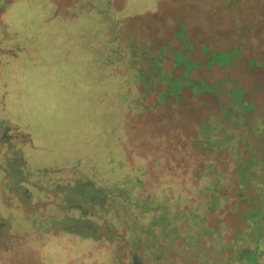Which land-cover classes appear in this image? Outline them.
<instances>
[{
  "label": "rangeland",
  "instance_id": "obj_1",
  "mask_svg": "<svg viewBox=\"0 0 264 264\" xmlns=\"http://www.w3.org/2000/svg\"><path fill=\"white\" fill-rule=\"evenodd\" d=\"M144 171L208 232L99 236L76 181ZM0 261L264 264V0H0Z\"/></svg>",
  "mask_w": 264,
  "mask_h": 264
},
{
  "label": "trees",
  "instance_id": "obj_2",
  "mask_svg": "<svg viewBox=\"0 0 264 264\" xmlns=\"http://www.w3.org/2000/svg\"><path fill=\"white\" fill-rule=\"evenodd\" d=\"M145 173L147 171H144L140 178L130 179L135 185V190L131 193H127L121 188L116 189L113 186L110 188L111 192L108 193L102 186L91 187L89 180L84 183L76 181V184L80 183L76 185L77 194L80 196L78 199H83L86 202L87 205L83 207L88 212L87 215L90 218H95V223L102 225L99 236L113 238V233H115L121 242L129 241L132 247L142 245L145 249H155L154 243L160 238H163L166 242H159L158 246L160 244L166 247L172 245L175 237L170 238L167 229L178 233V238L181 240H184L185 236L187 238L192 236L194 228L201 231L200 237L208 232V228L204 225L203 216L206 206L197 208V205L194 206L196 200L193 199L187 202L185 207L182 205V203H185V193L176 192L172 197L166 192L165 187H162L163 182L158 184V189L141 193L144 176L148 175ZM97 179L101 180V175ZM219 179L217 177L213 182V193L216 195H219L217 191ZM173 198L177 199L176 204L172 203ZM80 205L82 206L81 203ZM216 209H218L217 205L214 207V210ZM81 214H86V212L84 211ZM70 221L72 220L68 219V222ZM67 224L69 229L77 232V227L73 223ZM97 231V228L94 227V236ZM257 246H254V248ZM165 251L168 255V251ZM243 253L242 259H246L248 252L243 249ZM152 258L159 257L156 254ZM0 264L5 263L0 261Z\"/></svg>",
  "mask_w": 264,
  "mask_h": 264
}]
</instances>
